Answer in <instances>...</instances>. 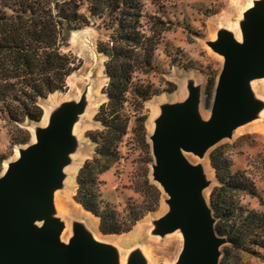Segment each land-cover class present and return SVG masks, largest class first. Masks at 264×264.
Returning <instances> with one entry per match:
<instances>
[{
  "label": "rangeland",
  "instance_id": "obj_1",
  "mask_svg": "<svg viewBox=\"0 0 264 264\" xmlns=\"http://www.w3.org/2000/svg\"><path fill=\"white\" fill-rule=\"evenodd\" d=\"M259 1L261 0H159L158 3L145 1L148 12L162 14L172 21L168 23L169 29L164 32L156 50V72L150 75L163 91L153 95L144 103V113L147 116L145 142L148 145L141 139L140 128L132 122L130 131L121 144L120 160L100 174L102 181L100 189L102 196L122 213L129 204L136 208L151 205L155 199L152 183L161 189L159 203L154 210L147 211L132 229L121 233H103L100 230L99 217L97 220L92 216L83 217L84 221L81 224L76 218L71 219L58 213H51L52 208L46 216H37L33 221L38 228H41L49 217L57 219L62 224L59 237L64 243H70L77 230H83L93 237V231L98 229L104 237L102 243L113 250L114 264H131L136 257H140L144 264L179 263L186 246V238L181 227L167 231L160 230L159 221L170 213L172 208L167 201L168 195L153 176L154 157L149 124L154 122L155 128L156 119L161 115L165 105L183 103L190 95V87H195L199 91L200 120L209 118L208 107L212 95L208 90V84L213 75H216L217 82L224 61V55L216 51L212 44L219 41L223 32L230 33L239 43L244 42V29L249 24L246 12ZM159 4L162 5L161 8ZM97 24L98 21L71 33L66 50L80 60L81 65L68 77L65 90L55 91L40 101L43 108V116L40 120L25 121L20 125L29 132L27 142H12L11 132L16 130L17 126L9 122L5 114L0 111L1 173L4 163L15 159L17 149L34 142L39 130L54 114L67 104L81 102L80 108L73 116L71 144L65 151L64 165L75 161L78 166L71 190L60 197L65 207L84 208L76 199L77 175L83 163L94 156L95 144L89 132L100 129V122L95 116L100 105L107 99L104 92L108 83L105 72L107 58L98 51L97 43L106 40L108 32ZM170 83L176 86L174 90H166L171 87ZM248 83L250 94L246 101L255 104L256 107L250 117L238 123L230 136L221 138L207 148L203 155L193 152H186L185 155L193 165L202 166L203 160L207 162L211 175L210 178H206L202 168L207 182L203 191L212 208L211 195L219 185V180L212 165L211 154L219 150L223 158L230 161L231 169L245 171L256 187L255 195L243 190L232 191L229 193L230 196L232 195V202L237 206L242 204L246 208L264 213V75L251 77ZM68 94V99L61 101V96ZM204 99L207 108L204 106ZM154 107L158 109V113L154 120L150 121L149 117L153 114ZM61 188L64 189V186ZM213 214L215 215L214 208ZM215 217L217 223L219 218L216 215ZM92 221H94L91 225L93 231L88 227ZM223 236L227 239V236ZM228 244L227 239L220 246V264ZM254 249L259 250L255 246L250 251L230 252L226 264H264V249L256 252L253 251Z\"/></svg>",
  "mask_w": 264,
  "mask_h": 264
},
{
  "label": "trees",
  "instance_id": "obj_2",
  "mask_svg": "<svg viewBox=\"0 0 264 264\" xmlns=\"http://www.w3.org/2000/svg\"><path fill=\"white\" fill-rule=\"evenodd\" d=\"M146 0H0V111L15 124L12 142H27L25 121L43 116L41 100L65 90L68 77L81 62L70 51V35L98 21L108 34L97 43L106 56L107 99L100 105L96 120L100 129L89 132L95 153L81 166L76 199L99 217L103 233L129 231L147 211L154 210L161 189L151 184L155 199L147 207L128 206L124 213L112 206L100 189V174L121 158V144L131 123L140 128L145 142L144 103L163 91L150 78L156 72L155 54L170 19L150 13ZM158 3L159 0H151ZM160 8L162 5H160ZM166 90H174L175 85ZM216 75L208 84L213 96ZM219 185L211 195L217 231L227 236L222 264L230 252L264 249V213L232 202V191L256 194V187L245 171H233L230 161L219 150L211 154ZM253 250V251H259Z\"/></svg>",
  "mask_w": 264,
  "mask_h": 264
},
{
  "label": "water",
  "instance_id": "obj_3",
  "mask_svg": "<svg viewBox=\"0 0 264 264\" xmlns=\"http://www.w3.org/2000/svg\"><path fill=\"white\" fill-rule=\"evenodd\" d=\"M246 17L244 42L223 32L212 44L224 61L208 107L209 118L200 120L199 91L190 87L183 103L163 107L150 134L153 176L172 208L159 221L160 230L181 227L186 238L178 264H220V246L227 241L217 231L213 208L203 191L207 182L202 166L191 164L185 153L203 155L256 108L246 99L248 80L264 75V0L250 8ZM80 106L81 102L67 104L54 114L37 139L20 147L19 157L0 175V264H114L113 250L83 230L64 243L57 219L47 218L41 228L33 223L52 208V190L62 179L73 116ZM131 264L144 263L136 257Z\"/></svg>",
  "mask_w": 264,
  "mask_h": 264
},
{
  "label": "bare ground",
  "instance_id": "obj_4",
  "mask_svg": "<svg viewBox=\"0 0 264 264\" xmlns=\"http://www.w3.org/2000/svg\"><path fill=\"white\" fill-rule=\"evenodd\" d=\"M69 97V94L67 96L62 97L61 96V101L63 100H67ZM57 98L54 99V101H56ZM92 105V104H90ZM158 113V109L156 107H154V112L153 114L149 117V120L152 121L155 118V115ZM46 123H44V125H46ZM150 125V134L154 129V122H152ZM260 128V127H259ZM20 155V150L17 149L16 154H15V158L19 157ZM10 161H6L4 163V168L3 171L0 173V175H2L8 168ZM202 168L204 170L205 173V177L206 178H210V172H209V166L207 164V162L205 160H203L202 162ZM77 170H78V166L76 165V162L73 161L67 165H63L61 167V172H62V179L59 182V185L54 188V190H52V212L51 213H58L64 217H70L71 219H78L81 224L83 223L84 220H82L83 217H87L90 218L91 216L97 220V216L94 215L92 212H90L89 210L85 209V208H80L77 206H71V207H65L62 202H61V196L64 195L65 193H67L68 191L71 190L72 185L75 183V178H76V174H77ZM64 186V189H62L61 187ZM70 199V197H68ZM164 207V205L162 206V208ZM81 219V220H80ZM94 223V221L90 222L89 226L90 229L92 230L91 225ZM93 231V230H92ZM103 235L101 234V232L96 229L93 231V237L95 239H97L98 241H101L104 239V237H102ZM148 251H146L147 253ZM150 258L153 260V257L150 256Z\"/></svg>",
  "mask_w": 264,
  "mask_h": 264
}]
</instances>
